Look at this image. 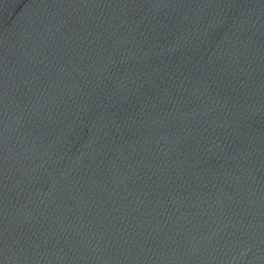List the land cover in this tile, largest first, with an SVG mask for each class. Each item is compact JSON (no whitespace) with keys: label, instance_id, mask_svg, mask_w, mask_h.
Listing matches in <instances>:
<instances>
[{"label":"water","instance_id":"obj_1","mask_svg":"<svg viewBox=\"0 0 264 264\" xmlns=\"http://www.w3.org/2000/svg\"><path fill=\"white\" fill-rule=\"evenodd\" d=\"M0 264H264V0H0Z\"/></svg>","mask_w":264,"mask_h":264}]
</instances>
